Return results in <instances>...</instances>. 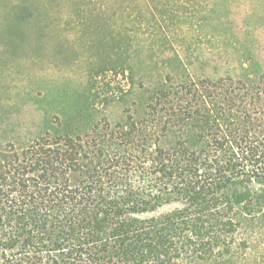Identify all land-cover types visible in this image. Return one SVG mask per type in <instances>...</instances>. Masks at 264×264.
<instances>
[{
  "label": "trees",
  "instance_id": "16d2710c",
  "mask_svg": "<svg viewBox=\"0 0 264 264\" xmlns=\"http://www.w3.org/2000/svg\"><path fill=\"white\" fill-rule=\"evenodd\" d=\"M0 69V264H264V0H0Z\"/></svg>",
  "mask_w": 264,
  "mask_h": 264
},
{
  "label": "rangeland",
  "instance_id": "374dc122",
  "mask_svg": "<svg viewBox=\"0 0 264 264\" xmlns=\"http://www.w3.org/2000/svg\"><path fill=\"white\" fill-rule=\"evenodd\" d=\"M0 71H3V70L0 69ZM44 77L46 78L45 81L46 82L48 81L49 83L63 82L64 80L68 81V78L75 82L81 80V78L77 74H73L72 76H70V74H67L66 72L64 73L55 72L52 74L45 75Z\"/></svg>",
  "mask_w": 264,
  "mask_h": 264
}]
</instances>
